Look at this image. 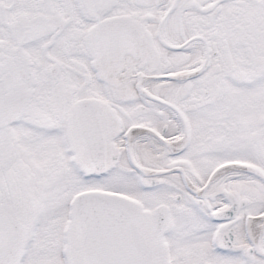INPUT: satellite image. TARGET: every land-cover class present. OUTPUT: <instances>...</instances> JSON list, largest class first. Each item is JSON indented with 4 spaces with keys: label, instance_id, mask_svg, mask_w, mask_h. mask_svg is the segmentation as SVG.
I'll list each match as a JSON object with an SVG mask.
<instances>
[{
    "label": "snow or ice",
    "instance_id": "1",
    "mask_svg": "<svg viewBox=\"0 0 264 264\" xmlns=\"http://www.w3.org/2000/svg\"><path fill=\"white\" fill-rule=\"evenodd\" d=\"M0 264H264V0H0Z\"/></svg>",
    "mask_w": 264,
    "mask_h": 264
}]
</instances>
